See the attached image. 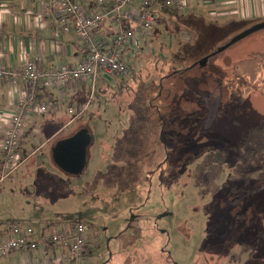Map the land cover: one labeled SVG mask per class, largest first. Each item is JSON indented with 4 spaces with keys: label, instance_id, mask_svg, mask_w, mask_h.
<instances>
[{
    "label": "rangeland",
    "instance_id": "1",
    "mask_svg": "<svg viewBox=\"0 0 264 264\" xmlns=\"http://www.w3.org/2000/svg\"><path fill=\"white\" fill-rule=\"evenodd\" d=\"M155 11L159 19L169 18L166 24L159 19L154 22L159 31L156 34L152 29L144 51L157 53L161 61L177 49L178 42H183L181 46L185 41L186 45L199 43L203 55L254 24L249 21L237 29L211 30L206 28V16L199 20L175 7ZM177 28L185 30L176 33ZM196 32L198 40H189ZM159 45H163L161 49ZM153 59L147 58L133 79H122L120 87L114 79L105 82L99 75L95 81L99 100L89 106L93 115L85 110L51 141L40 145L44 135L24 133L22 141L27 145L31 139L35 149L0 182V217L27 222L36 240L42 230L45 235L61 233L65 226L82 222L87 244L81 264H246L254 256H262L264 247L257 241H249V246L235 244L225 256L208 253L211 241L207 235L219 225L218 212L209 207L222 184L228 176L233 180L258 178L264 171V153L260 161L253 158L244 166H231L204 147L206 136L223 133L221 121H225L224 129L237 130L236 112L227 115L222 106L221 115L217 99L247 98L242 116H248L241 122H249L253 115L264 117V28L219 52L204 68L187 72V86L182 77L176 78V83L161 90L162 95L152 88L161 75L184 66L171 64L156 73ZM86 99L87 93L83 103ZM149 99L158 112L152 116L144 105ZM163 116L167 125L160 120ZM208 120L214 125L207 126ZM81 127L89 129L94 140L87 146L88 166L82 174L73 175L54 162L51 151L58 140ZM251 138L261 145L264 133ZM217 145L218 149L224 146ZM196 150L198 154L192 156ZM57 246L64 254L58 260L69 261L67 245ZM53 257L50 250L42 263L53 262Z\"/></svg>",
    "mask_w": 264,
    "mask_h": 264
},
{
    "label": "built area",
    "instance_id": "2",
    "mask_svg": "<svg viewBox=\"0 0 264 264\" xmlns=\"http://www.w3.org/2000/svg\"><path fill=\"white\" fill-rule=\"evenodd\" d=\"M41 11L54 20L53 36L73 31L81 40L86 51L84 60L69 65L52 66L43 69L34 61L27 60L22 65L10 67L0 62V79L15 83L18 78L35 85L40 83L47 88L52 85L65 86L74 81L87 82V99L79 109L68 108L73 114L71 119L84 112L94 95L95 81L99 75H128L130 66L139 53L145 50V40L151 36L154 22L158 21L157 12L152 9L158 0H141L140 10L126 8L134 0H93L97 10L87 14L81 3L75 0H40ZM165 6L185 10L187 0H162ZM104 20L117 25L110 43L97 38V32ZM128 23V25H125ZM144 43V44H143ZM34 105L32 94L19 97L8 115L0 137V151L3 159L0 164V182L10 176L29 156L22 155L20 141L26 127V116ZM51 102L38 105L40 112L47 111ZM85 225L76 221L72 227L61 233L41 235L34 240V231L27 222H11L5 237L0 238V256L13 250L32 249L37 244H66L70 260L54 261L47 264H81L87 244Z\"/></svg>",
    "mask_w": 264,
    "mask_h": 264
},
{
    "label": "crops",
    "instance_id": "3",
    "mask_svg": "<svg viewBox=\"0 0 264 264\" xmlns=\"http://www.w3.org/2000/svg\"><path fill=\"white\" fill-rule=\"evenodd\" d=\"M75 1L81 3L87 14L97 10L93 0ZM140 1L134 0L126 8L139 11L141 9ZM159 7L163 8L156 2L152 9L156 10ZM185 12L196 15L199 20L200 17H208L207 24L224 25L230 21H239L245 24L249 21L264 20V0H187ZM167 16L160 18V22L161 20L166 22L169 18ZM54 25L53 18L42 13L40 0H0V62L10 67H17L30 60L43 69H47L52 66L75 64L84 60L86 51L80 38L73 31L64 32L58 37H54ZM155 27L153 29L156 33L158 27H156L157 29ZM116 29L117 25L109 20H104L97 32V38L110 43L111 36ZM85 84V81H74L65 86L52 85L45 88L40 83L32 85L22 78H18L15 83L0 79V137L16 100L25 94H32L34 105L27 113L26 127L20 141L22 155L30 156L35 149L34 144L31 139L27 145L22 141L24 133L34 137L44 135L40 144L42 145L45 141H51L58 132L76 121L78 116L71 119L68 116L70 115L68 108H73L76 105V110L80 108L88 89ZM42 102H51L52 106H49L47 111L40 112L38 105ZM36 127L39 130L34 129ZM68 136L70 135H65L63 138ZM31 149L33 150L30 151ZM1 157L0 164L3 154ZM9 220L15 221L9 218L4 220L0 217V238L5 237ZM66 227L65 229L69 228V226ZM41 235H45V230L41 231ZM57 245L60 243H46L40 246L37 244L32 249L13 250L5 256H0V264H43L42 261L46 260L50 250L54 252V261H59L58 257H63L64 254L62 255Z\"/></svg>",
    "mask_w": 264,
    "mask_h": 264
},
{
    "label": "trees",
    "instance_id": "4",
    "mask_svg": "<svg viewBox=\"0 0 264 264\" xmlns=\"http://www.w3.org/2000/svg\"><path fill=\"white\" fill-rule=\"evenodd\" d=\"M158 4H160V6L163 7H169V6H165L162 0H158ZM163 22L164 24H166L165 21ZM256 22L258 21H255L254 23ZM241 23L239 21L238 22L230 21L229 23H226L222 26L218 25L217 23H212V24H207L206 28L207 29L209 28L211 30H218V28L220 27H227L228 30L232 28L237 29L239 26L244 25V23L242 24ZM184 30L185 29L177 28L175 29L174 32L179 33ZM198 36H200V34L196 32L194 37L189 36V40L191 39L194 40L195 42L196 40H198L199 38ZM186 42L188 41H185L184 45L188 44ZM181 43L183 42H178L176 44L177 49L172 50L166 61H161V59L158 58L159 55L155 52L146 53L144 51L142 53H139L137 58L132 62L130 66V73L128 75H121V74L119 75L117 74L113 76L101 75L102 79L105 82H107L108 79H114L117 87H120L119 85H121L122 79H125V77H129V76L130 78L132 77L133 79L132 75L139 73V71L143 68V66H145L146 59L150 57H154L153 61L155 62H153V66L157 69L156 73H161L164 68H167L171 64L172 66H176L178 63L179 65L181 63L182 66H184L179 68L176 67V70L173 71L175 73L172 72L173 74L165 73L164 75H161L160 82L157 83L155 87H152L159 89L158 94L160 93L162 95L163 93L161 90L164 91L165 87L167 90V88H169L168 86L176 83L177 82L176 78L179 77L183 78L182 83L185 86H187L188 84L186 79L187 72H190L196 67L204 68L207 65L208 60L219 54V52L213 56H210L205 62V64L199 65L197 61L203 56L209 54V51L202 55L201 54L202 47L199 43H194L193 45H186V47H184V45H182L183 46L182 47ZM146 44L148 43L145 40V45ZM179 45L182 48H180ZM162 46L163 45H159V48L161 49ZM185 61H189V64L185 65L184 64ZM158 66H160V68ZM220 86L221 85L218 82H216L215 87L219 88ZM102 91L104 92L106 90L104 89ZM98 100H99V94L98 91H96V87H95L94 95L92 97V100L90 101V104L96 102L98 103ZM217 101L219 102V106L217 110H219V113L221 115H224L222 114V110L220 109L222 106L225 107V113H227V115L234 114V112H236L238 119H236L235 127H237V130L235 133H233L231 130L224 129L226 128L225 121L224 122L221 121L220 125H221V129L223 127L222 129L223 133L220 130L218 132L211 133L212 135H210L209 137L206 136L208 139L206 138L207 142H205L206 144L204 149H209V148L213 149L219 161L227 162L231 166L234 165V163L241 164L244 166L247 163H249L253 158L256 159L257 161L262 160L260 156L262 153H264V141H262L261 145H260V141L258 142V144H256V142L251 138V136L252 134L260 136L262 135V133H264V117L253 115V118H251L249 122L244 120L241 122L242 117L244 118L248 116V115L242 116L245 113V110H247V104H248V100L245 97L239 98V97H234L232 95L225 102H221L220 99L219 100L217 99ZM146 102L147 104L144 102V105L147 106V110H148L147 113H149L150 116L158 113L157 111L153 110L154 105L151 99H149V101L146 100ZM88 110L89 107L86 109V111ZM92 115L93 112L90 111L89 116ZM149 119H151V117ZM166 119L167 117L163 116V118L161 117L160 120H162V122L164 123L166 122L167 125L168 119L167 120ZM142 122H140V124ZM206 124L207 126L208 125L211 126V124L213 123L210 124V121L208 120L206 121ZM88 131L92 133L89 129ZM210 137L211 140L209 141ZM213 142H216V144H213ZM217 144L220 145L223 144L224 146L221 145V147L218 149ZM198 150L200 151L201 149ZM197 154H198L197 150L194 153H191L192 156H195ZM167 155H169V153H167ZM212 207L214 208V210H216L213 213L218 212L220 219H219V225L216 227V232L207 235L208 237H210L209 239L211 241L208 253L225 256L230 253V249L235 244H242V245L244 244L246 246H249L251 244L249 241H257L260 243V245L264 247V171L256 179L242 178V179L233 180L230 178V176H228V178L220 187L217 196H215V201H213V204L210 205L209 210ZM11 222H19V221L9 220V223ZM53 244H57V243H53ZM202 251L203 250L201 249L200 252ZM246 264H264V254L259 257L254 256L253 259L249 261L247 260Z\"/></svg>",
    "mask_w": 264,
    "mask_h": 264
},
{
    "label": "water",
    "instance_id": "5",
    "mask_svg": "<svg viewBox=\"0 0 264 264\" xmlns=\"http://www.w3.org/2000/svg\"><path fill=\"white\" fill-rule=\"evenodd\" d=\"M264 28V20L258 21L248 28L235 34L229 41L217 47L214 51L200 58L197 63L205 64L210 56L225 50L230 45L244 38L245 36ZM94 140V135L87 128L81 127L72 135L58 140L52 147V158L54 162L64 171L80 175L88 166L89 157L87 154V146ZM166 214V213H164ZM163 214V215H164ZM160 217V215L158 216Z\"/></svg>",
    "mask_w": 264,
    "mask_h": 264
}]
</instances>
